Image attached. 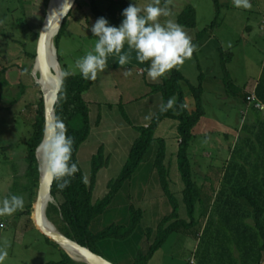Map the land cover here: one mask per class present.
Listing matches in <instances>:
<instances>
[{"label": "rangeland", "instance_id": "rangeland-1", "mask_svg": "<svg viewBox=\"0 0 264 264\" xmlns=\"http://www.w3.org/2000/svg\"><path fill=\"white\" fill-rule=\"evenodd\" d=\"M125 1L128 4L133 2ZM49 2L50 0H0V82L4 79L8 82L1 84L0 88V199L15 194L22 196L24 200L23 210L12 216L0 217V247L7 245L8 252L3 264H49L63 259V248L48 240L38 229L33 220L36 219L35 214L32 218L33 213H24L37 200L27 178L26 156L42 91L36 81L39 73L35 76V60L31 55L37 52ZM147 2L148 0H137L141 5ZM163 2L164 0L162 4ZM108 3L98 0V7L111 25L119 26L125 8L118 4L109 6ZM168 4L176 22L186 7L192 6L196 11L197 25L182 26L192 37L197 50L191 59L185 60L183 65L172 69L163 78H169L179 70L192 84L198 86L203 76L205 114L195 128L190 154L195 164V179L206 199L215 196L221 186L224 163L231 157V149L234 148L244 124H251L258 113L262 114L254 109L255 101L244 103L232 97L227 92L225 81L229 76L234 84L249 91L250 95L258 83L264 67V0H251L250 9L235 8L232 0H168ZM97 19L98 15L93 12L89 0H80L78 4L76 2L71 14L66 17L63 31L58 38L55 37L60 31L54 37L58 59L65 71L78 74L77 59L94 49L97 38L93 36L91 27ZM164 19L162 17L161 21ZM214 21L216 26L213 30ZM122 51L129 55V63L120 66L115 61L118 57L109 56L108 68L98 73L84 97L88 102L92 101L93 106L101 108L104 104H112L121 110L123 106L128 114L127 100L137 101L149 95H155L158 99L159 96L154 89L155 84L150 83L152 80L146 73L148 62L140 63L136 59V51L127 44ZM4 68L6 71H3ZM127 72L131 74L126 75ZM163 78H160L161 82ZM188 96L190 97L189 92ZM92 118L95 124L94 115ZM173 132H176L174 125ZM165 140L167 151L170 152L166 163L171 164V189L180 199L182 217L189 220L183 201L185 183L178 170L177 153L171 154L174 137ZM176 141L177 144L178 139ZM156 150L157 145H152L131 182L125 184L108 209L98 217L103 221L98 223L95 220L91 226L94 232H98L112 223L126 224L129 205L140 204L139 207L144 209L142 222L130 238L125 241L107 239L98 243L101 255L115 264H134L140 250L147 251L150 247V241L143 238L144 231L149 227L156 228L162 217L172 209L163 190L159 191L161 195L154 196L159 181L155 177ZM79 162L88 174L84 161L83 164ZM88 175L90 179L91 174ZM115 175L112 177L116 178ZM105 176L103 175V179ZM61 201L60 196L55 198L53 204ZM50 218L60 228L59 215L51 212ZM205 222L206 219L202 218L199 225L186 231L189 234L178 235L175 232L171 235L162 251L175 257L177 262L174 264H178V258L185 261L191 251L195 254L199 242L195 233L202 231ZM191 238L197 241L195 250L191 248ZM156 255L157 253L154 256Z\"/></svg>", "mask_w": 264, "mask_h": 264}, {"label": "trees", "instance_id": "trees-1", "mask_svg": "<svg viewBox=\"0 0 264 264\" xmlns=\"http://www.w3.org/2000/svg\"><path fill=\"white\" fill-rule=\"evenodd\" d=\"M109 6L118 4L128 7L125 0H105ZM80 0H77V4ZM91 8L98 18L105 14L98 7V0H89ZM218 2V0H216ZM97 12V13H96ZM71 12L69 13V15ZM106 18V17H105ZM66 19L56 38L64 29ZM179 24L195 27L196 11L192 6L186 7L178 17ZM110 24V23H109ZM216 21L212 24L214 30ZM203 33L201 34V36ZM31 55V54H30ZM37 53L31 57L35 60ZM6 71V68L3 69ZM64 73L69 72L63 69ZM1 74V72H0ZM226 79L227 92L244 103L249 102L250 94L244 88L234 84L229 76ZM203 76L201 81L203 82ZM95 81L85 80L80 73L64 77L63 85L56 102L57 121L62 120L67 128V134L75 140L72 161L76 162L80 171L71 179L68 187L60 190L57 185L61 181L54 180L52 194L55 198L62 197L59 204L51 203L47 209L48 217L55 212L60 217V230L68 237L101 254L98 243L107 239L125 241L130 238L144 217V209L130 205L129 221L126 224L112 223L94 232L93 222L102 215L120 193L125 184L131 181L144 161L152 145H157L155 169L157 178L165 192L172 209L164 215L156 228L149 227L146 236L152 243L147 251L140 250L134 264H148L153 256L167 244L171 235L186 231L200 224L205 218V226L201 232H196L199 242L195 252L196 264H261L264 253V117L259 116L255 124H244L246 134L238 137L231 149V157L224 163V175L221 186L215 196L203 198L201 187L194 175V166L190 154V146L194 141V131L205 114L203 105L204 88L202 82L196 86L179 70L169 78L155 84L154 89L161 92L166 104L169 98L175 100L172 109L167 112L160 110L154 115L148 126H135L139 137L134 142L128 159L118 177L109 183V192L105 197L94 201V189L99 171L108 166L104 146L92 158V173L90 181L83 182L84 170L79 162L78 153L82 144L91 134L90 108L84 93ZM8 83L5 79L1 84ZM188 92L191 100H188ZM258 101L264 104V67L255 88ZM123 107V106H122ZM121 107L123 116L132 123L129 115ZM165 119L178 122L177 131L180 137L177 152L178 168L185 183L183 201L187 208L189 220L181 215L180 199L171 189L170 167L166 163L167 141L157 137V131ZM45 109L43 92L41 91L33 134L28 142L27 178L33 196L37 195L40 182V163L37 157L38 145L44 138ZM244 200L247 204H244ZM33 213V203L24 211ZM51 219V218H50ZM48 240L54 242L47 236ZM57 244V243H56ZM58 245V244H57ZM63 259L49 264H86L77 262L62 249Z\"/></svg>", "mask_w": 264, "mask_h": 264}, {"label": "clouds", "instance_id": "clouds-1", "mask_svg": "<svg viewBox=\"0 0 264 264\" xmlns=\"http://www.w3.org/2000/svg\"><path fill=\"white\" fill-rule=\"evenodd\" d=\"M235 8L250 9L251 0H232ZM122 22L119 26L109 24L105 17H100L91 27V32L97 38L94 49L77 59L76 68L85 80L95 81L98 73L108 68L109 56H116L120 66L129 63V55L122 50L127 44L136 51V59L140 63L148 62L146 73L151 80L163 78L174 68L183 65L191 59L197 46L184 27L176 22L169 7L168 0H148L141 5L137 0L129 3L122 11ZM165 18L163 22L161 18ZM130 75V72L125 73ZM72 75L65 72L64 77ZM175 104L169 98L166 104L160 106L161 112H167ZM75 140L67 134L66 125L58 120L54 125L47 126L44 138L37 150L43 153V166L46 172L58 183L60 190L65 189L80 171L76 162L72 161ZM87 183V175L82 177ZM24 208L22 196L10 194L0 199V217L12 216ZM8 256L7 245L0 247V264Z\"/></svg>", "mask_w": 264, "mask_h": 264}, {"label": "crops", "instance_id": "crops-1", "mask_svg": "<svg viewBox=\"0 0 264 264\" xmlns=\"http://www.w3.org/2000/svg\"><path fill=\"white\" fill-rule=\"evenodd\" d=\"M160 82H161V79H158L156 81L152 80L150 83L158 84ZM256 85H255V88H256ZM245 92L248 93L249 91L247 92V90H245ZM254 92H255V89L251 91L250 93L253 94ZM157 94L159 96L158 99L157 97H155V95H149L137 101H135V99L127 100L128 114L133 124L127 121V119L122 115L121 110L116 108L115 105L104 104L102 105V108H101L100 106H96V105L93 106V103H91L92 101L91 102L87 101L89 104V108H90V115H92V117L94 115L96 122L94 124L93 118L90 116L91 124H92L91 134L89 138L82 144L79 150L78 159L79 161L82 162V164L84 161V163L86 164L85 165L86 168H88V174L92 173V158L98 152L101 146H104L106 156H108L110 160V163L108 164V166L102 168L98 173L97 182H96V186L94 189V201H97L98 199H101L106 196V194L109 192V187H108L109 183L112 179H114V177L112 176L116 174L115 176L118 177V175L121 173L128 159L131 148L134 142L136 141V139L139 137V131L135 128V126H148L151 123L154 115L158 112V110H160V106L164 103V99H163L164 97H163V94L160 92H158ZM188 100H191V96L190 97L188 96ZM254 109L256 111H260L262 114L258 113L257 116L255 117V121L252 122L251 124H255L256 121L258 122L259 116L260 118H261V115L262 117H264L263 109H260L256 105L254 106ZM112 112L114 113V115H112ZM173 125H174V129L176 128V132H173ZM177 126H178V122L176 120L165 119L161 123L160 127L158 128V131L156 134L157 137H163L165 139L167 138V140L171 136L174 137V147H173V152L171 153L173 155H176V153L178 152L179 142H180L179 141L180 137L177 131ZM242 134L243 135L246 134V131H244L243 129L240 132V136ZM176 139H178L177 144H176L177 142ZM169 153L170 152L167 153V156H169ZM167 164L169 167L171 166V164L169 163ZM153 172H155V169ZM84 173L85 175H87V178H88L89 175L87 174V172L84 171ZM103 175H106L104 179H103ZM87 180L89 181L90 179L88 178ZM161 190L163 189L158 181L156 190H154L155 191L154 196L157 194L161 195L159 192ZM139 192L140 194L138 198H140L141 196V189H139ZM163 202L166 203L165 201ZM244 204H247L245 200H244ZM129 208H130V205H129ZM128 214H129V210H128ZM101 220L102 218L96 219L98 223ZM128 221L126 223H128ZM145 237H146V241L148 242L150 241L149 242V246H150L152 241L147 239L146 231H144V234H143V238ZM184 239L188 240L187 238H184ZM191 242L192 243L191 244L189 243V244L191 245V248L195 250L197 246V243H196L197 241L191 238ZM178 256H181V255H178ZM174 258L175 257L170 256L167 253V251L163 252L161 249L160 251L157 252V255L154 256L153 259H151L150 264H159L161 262L163 264H167V263L174 264L175 262H177V260H175ZM192 260L195 261L194 251H191V254L189 255V257H187L185 261L178 258V264H196V261L195 263H192ZM261 264H264V253H263V259H262Z\"/></svg>", "mask_w": 264, "mask_h": 264}, {"label": "water", "instance_id": "water-1", "mask_svg": "<svg viewBox=\"0 0 264 264\" xmlns=\"http://www.w3.org/2000/svg\"><path fill=\"white\" fill-rule=\"evenodd\" d=\"M76 2L77 0H65L64 5L58 7L57 0H50L47 16L45 18L39 35L34 73L36 76V68L39 67L40 80L44 79L53 83L52 89L49 90V92H46L43 89L38 79V76H36V81L41 86L43 92L45 109V129L46 125L52 126L57 122L55 106L59 98V94L64 80V71L58 59L57 48L55 46V40L54 37H52V33L56 30L60 31L66 17L71 12ZM50 46L54 51L56 57L55 60L59 64V71L57 70L56 66H54L50 61ZM37 157L40 163V182L37 191V200L33 205V213L36 214L37 219L33 218V214L32 218L35 221L38 229L46 236L51 238L58 245H60L73 259L77 261L81 260L86 264H115L103 255L94 252L89 247L84 246L78 241L68 237L48 217L47 209L45 210V203L48 196H53L52 187L54 184V179H52V177L46 172V170L43 171L42 162L40 160L38 150ZM69 248L77 252L82 258L78 259L74 254L71 253Z\"/></svg>", "mask_w": 264, "mask_h": 264}, {"label": "bare ground", "instance_id": "bare-ground-1", "mask_svg": "<svg viewBox=\"0 0 264 264\" xmlns=\"http://www.w3.org/2000/svg\"><path fill=\"white\" fill-rule=\"evenodd\" d=\"M64 3H65V0H57V6H58V7L63 6ZM57 33H58V30L54 31V32L52 33V37H55V36L57 35ZM55 38H56V37H55ZM49 58H50L51 63H52L54 66H56L57 70L59 71V70H60V68H59V64H58V63L56 62V60H55L56 57H55L54 51L52 50V47H51V46H50V48H49ZM36 71H37L36 74L39 73V67L36 68ZM38 79H39V81H40V83H41L43 89H44L46 92H49V90L52 89V87H53V83H52L51 81H46V80H44V79H41V80H40V76H39V74H38ZM39 157H40V160H41V162H42V160H43V153H42V151H39ZM42 168H43V171H45V168H44V166H43V163H42ZM53 202H55V197L52 196V195H51V196H48V198H47V200H46V203H45V210L48 209V207L50 206V204L53 203ZM33 215H34V213H33ZM34 216L36 217V214H35ZM36 219H37V218H36ZM45 221H46V220H45ZM47 223H48V222H47ZM48 224H50V223H48ZM50 225H51V224H50ZM69 250H70L71 253L74 254L78 259H81V258H82L77 252L73 251L71 248H69Z\"/></svg>", "mask_w": 264, "mask_h": 264}, {"label": "built area", "instance_id": "built-area-1", "mask_svg": "<svg viewBox=\"0 0 264 264\" xmlns=\"http://www.w3.org/2000/svg\"><path fill=\"white\" fill-rule=\"evenodd\" d=\"M249 100L250 101H255L256 102V106L259 107L260 109L264 110V104L262 102L258 101L255 92L249 96ZM192 263H195V261L192 260Z\"/></svg>", "mask_w": 264, "mask_h": 264}]
</instances>
